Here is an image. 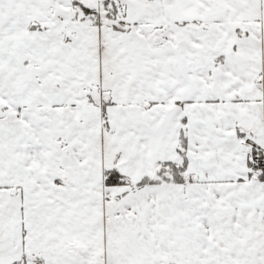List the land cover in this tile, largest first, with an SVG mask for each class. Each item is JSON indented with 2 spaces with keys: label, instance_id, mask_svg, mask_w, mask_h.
Segmentation results:
<instances>
[{
  "label": "snow or ice",
  "instance_id": "obj_1",
  "mask_svg": "<svg viewBox=\"0 0 264 264\" xmlns=\"http://www.w3.org/2000/svg\"><path fill=\"white\" fill-rule=\"evenodd\" d=\"M0 264H264V0H0Z\"/></svg>",
  "mask_w": 264,
  "mask_h": 264
}]
</instances>
